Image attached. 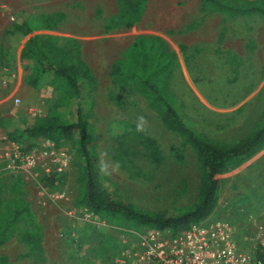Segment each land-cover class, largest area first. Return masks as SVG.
Instances as JSON below:
<instances>
[{
	"label": "rangeland",
	"instance_id": "1",
	"mask_svg": "<svg viewBox=\"0 0 264 264\" xmlns=\"http://www.w3.org/2000/svg\"><path fill=\"white\" fill-rule=\"evenodd\" d=\"M198 6V0H147L141 19L131 28L104 31L106 16L116 11L114 0H0V47L7 45L2 30L12 22L28 23L55 45L81 40L82 52L99 72L88 81L78 79L77 102L92 128L97 164L107 151L121 165L112 176L98 170L99 184L141 211L176 210L194 202L198 168L191 150L162 127L129 82L113 80L107 73L109 60L120 57L135 36L157 35L176 54L169 91L183 103L182 119L195 132L234 142L251 129L264 106V19L199 12ZM49 12L63 14L51 28L40 16ZM54 98L47 78L35 88L24 83L18 48L11 59L0 60V116L28 120L43 115ZM138 116L148 122L145 132L135 130ZM137 134L150 141L154 159L138 144L130 157L122 153ZM32 142L38 147L43 139ZM59 146L72 158L68 142ZM74 174L70 166L46 187L40 184L45 175L38 169L16 172L18 185L15 175L0 176V226L20 200L41 229L39 241L31 246L21 242L15 230L0 245L11 264H113L121 237L128 240L133 228L77 208ZM209 217L230 220L239 248L252 247L264 228V146L227 168Z\"/></svg>",
	"mask_w": 264,
	"mask_h": 264
},
{
	"label": "trees",
	"instance_id": "2",
	"mask_svg": "<svg viewBox=\"0 0 264 264\" xmlns=\"http://www.w3.org/2000/svg\"><path fill=\"white\" fill-rule=\"evenodd\" d=\"M146 1L114 0L116 11L105 19L102 29L131 28L140 20ZM198 2L199 12L212 11L231 18L258 16L264 19V0ZM40 16L43 25L50 28L63 18L59 12ZM2 39L7 45L0 47L1 62L11 59L18 48L19 69L24 83L35 88L47 78L55 94V98L46 104L43 115L28 120L0 116L3 135L18 144L22 151L31 150L35 146L32 139L37 138L48 140L55 146L68 142L72 153L71 165L75 169L76 196L73 204L93 216L119 219L137 231L148 228L169 231L174 235L208 217L217 205L227 168L236 166L264 146V106L251 129L234 142L212 139L187 126L181 116L183 103L170 93L168 86L176 66V54L157 35L135 36L129 48L110 64L108 74L113 80L129 82L155 112L162 127L177 135L181 143L191 150L198 168L194 202L176 210L141 211L129 201L113 196L99 184L92 128L77 102L78 79H92L88 66L80 57L78 42L70 40L63 45H55L48 36L34 33L33 27L26 22H12L2 30ZM131 140L122 150L126 158L134 153L135 144L145 148L152 159L155 158L150 141L143 135L137 134ZM57 176L43 177L41 186L52 185ZM14 178L18 185L21 179L17 175ZM14 230L18 239L27 246L37 243L41 236L40 226L33 220L28 206L20 200L0 226V245ZM0 264H11L2 253Z\"/></svg>",
	"mask_w": 264,
	"mask_h": 264
},
{
	"label": "built area",
	"instance_id": "3",
	"mask_svg": "<svg viewBox=\"0 0 264 264\" xmlns=\"http://www.w3.org/2000/svg\"><path fill=\"white\" fill-rule=\"evenodd\" d=\"M71 155L44 140L41 146L22 151L0 136V176L20 171L41 170L45 176L64 173ZM113 253V264H264V228L249 249L239 248L230 220L206 217L174 235L155 229L128 230Z\"/></svg>",
	"mask_w": 264,
	"mask_h": 264
},
{
	"label": "clouds",
	"instance_id": "4",
	"mask_svg": "<svg viewBox=\"0 0 264 264\" xmlns=\"http://www.w3.org/2000/svg\"><path fill=\"white\" fill-rule=\"evenodd\" d=\"M147 120L144 116H138L136 119V131L145 132L147 127ZM99 173L104 176H112L118 174L120 170V162L111 160L107 151L101 152L97 164Z\"/></svg>",
	"mask_w": 264,
	"mask_h": 264
},
{
	"label": "crops",
	"instance_id": "5",
	"mask_svg": "<svg viewBox=\"0 0 264 264\" xmlns=\"http://www.w3.org/2000/svg\"><path fill=\"white\" fill-rule=\"evenodd\" d=\"M114 5H115V4H114ZM143 12H144V11H143ZM111 15H112V14H110L109 16H111ZM142 15H143V14H142ZM109 16H106V18L109 17ZM141 17H142V16H141ZM140 19H141V18H140ZM119 27H121V26H119ZM115 28H116V27H115ZM131 41H132V40H131ZM131 41H130V43H131ZM79 42H80V43H78V45H79L80 57H81L82 61L88 66V68H89L91 74H96V73H98L99 71L96 69V66H95L94 61H92V60L90 59L89 56L85 55V53L82 52V43H81V40H80ZM117 58H118V57H117ZM117 58H114V59H112V60H109V64H108V68H107V73H108V70H109L110 64H111L115 59H117Z\"/></svg>",
	"mask_w": 264,
	"mask_h": 264
}]
</instances>
